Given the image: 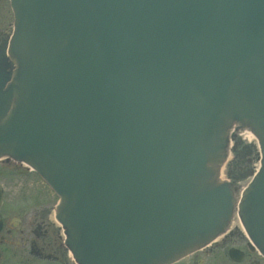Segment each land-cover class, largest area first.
Here are the masks:
<instances>
[{
	"label": "water",
	"instance_id": "water-1",
	"mask_svg": "<svg viewBox=\"0 0 264 264\" xmlns=\"http://www.w3.org/2000/svg\"><path fill=\"white\" fill-rule=\"evenodd\" d=\"M9 1L0 159L59 199L75 263L174 264L234 212L264 257V0ZM232 129L261 158L241 192Z\"/></svg>",
	"mask_w": 264,
	"mask_h": 264
},
{
	"label": "flooded vegetation",
	"instance_id": "flooded-vegetation-1",
	"mask_svg": "<svg viewBox=\"0 0 264 264\" xmlns=\"http://www.w3.org/2000/svg\"><path fill=\"white\" fill-rule=\"evenodd\" d=\"M10 30L11 25L0 32V37ZM255 161L253 146L234 134L225 178L242 188ZM0 195V264H75L54 219L53 195L35 173L13 161L1 160ZM176 264H264V259L249 245L234 219L229 232L218 241Z\"/></svg>",
	"mask_w": 264,
	"mask_h": 264
},
{
	"label": "rangeland",
	"instance_id": "rangeland-1",
	"mask_svg": "<svg viewBox=\"0 0 264 264\" xmlns=\"http://www.w3.org/2000/svg\"><path fill=\"white\" fill-rule=\"evenodd\" d=\"M11 23L12 15L8 7V0H0V32H5ZM52 201L56 203V199L54 197Z\"/></svg>",
	"mask_w": 264,
	"mask_h": 264
},
{
	"label": "bare ground",
	"instance_id": "bare-ground-1",
	"mask_svg": "<svg viewBox=\"0 0 264 264\" xmlns=\"http://www.w3.org/2000/svg\"><path fill=\"white\" fill-rule=\"evenodd\" d=\"M240 138L242 139V142H245V144H248V145H251L253 146L254 150H256V154L258 156H260L258 154V151H257V143H256V140L254 139V137L249 133V132H243L241 135H239ZM221 172H223V169L221 170ZM70 256V255H69Z\"/></svg>",
	"mask_w": 264,
	"mask_h": 264
}]
</instances>
